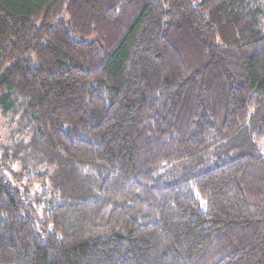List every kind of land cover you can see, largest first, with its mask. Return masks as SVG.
<instances>
[{"label": "trees", "instance_id": "trees-1", "mask_svg": "<svg viewBox=\"0 0 264 264\" xmlns=\"http://www.w3.org/2000/svg\"><path fill=\"white\" fill-rule=\"evenodd\" d=\"M0 115V264H264V0H0Z\"/></svg>", "mask_w": 264, "mask_h": 264}, {"label": "rangeland", "instance_id": "rangeland-1", "mask_svg": "<svg viewBox=\"0 0 264 264\" xmlns=\"http://www.w3.org/2000/svg\"><path fill=\"white\" fill-rule=\"evenodd\" d=\"M247 136H239L232 144L247 140ZM34 139V132L28 123H19L16 117L4 118L0 115V163L8 165L5 174L13 184L22 168L28 169L32 174L44 169ZM248 145L249 149L264 154V135L255 141L249 140ZM27 177V174L23 175L21 182H27ZM34 185L39 186L38 183Z\"/></svg>", "mask_w": 264, "mask_h": 264}]
</instances>
